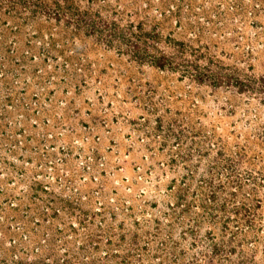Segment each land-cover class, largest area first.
I'll return each mask as SVG.
<instances>
[{"label":"rangeland","instance_id":"1","mask_svg":"<svg viewBox=\"0 0 264 264\" xmlns=\"http://www.w3.org/2000/svg\"><path fill=\"white\" fill-rule=\"evenodd\" d=\"M0 264H264V0H0Z\"/></svg>","mask_w":264,"mask_h":264},{"label":"trees","instance_id":"2","mask_svg":"<svg viewBox=\"0 0 264 264\" xmlns=\"http://www.w3.org/2000/svg\"><path fill=\"white\" fill-rule=\"evenodd\" d=\"M131 29H132V32H131L130 37L137 36V38H138L141 36V33H138V34L134 33L133 26H131ZM137 48H138V46H137ZM179 51H181V50H179ZM137 53H138V51L136 49V54ZM177 56H179V55H177ZM177 56L166 55L161 60H158V62H156V66H158L159 68H165V65L170 63V65L172 67L173 63H174V59H176ZM180 64L185 65L183 62H180ZM197 68H198V66H197ZM226 70L227 69L221 67V68H218L216 70V73H214V74H213V71L209 74L198 72V70L196 72L198 73L199 77H202V80L206 79V80L212 81L213 83H215V85L222 86V85H224L222 83H224L225 81L230 82V80L232 79V77L229 76L230 72H227ZM246 81H249V80L244 79V80H239L237 82V84L239 85V88L241 90L243 89L242 91H245V89H247L248 91L255 89L254 86H250V84H248Z\"/></svg>","mask_w":264,"mask_h":264}]
</instances>
